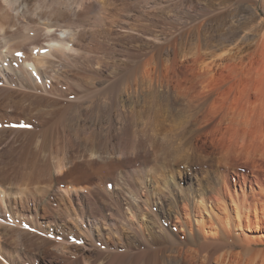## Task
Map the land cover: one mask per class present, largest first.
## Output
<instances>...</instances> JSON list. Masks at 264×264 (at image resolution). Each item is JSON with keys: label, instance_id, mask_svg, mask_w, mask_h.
Returning a JSON list of instances; mask_svg holds the SVG:
<instances>
[{"label": "bare ground", "instance_id": "6f19581e", "mask_svg": "<svg viewBox=\"0 0 264 264\" xmlns=\"http://www.w3.org/2000/svg\"><path fill=\"white\" fill-rule=\"evenodd\" d=\"M205 1L210 14L207 6L184 12L197 0H0V264H46L47 255L49 264H209L230 244L241 258L252 249L254 242L220 230L202 239L187 230L179 239L168 225L179 201L193 207L222 185H172L178 156L167 130L184 109L195 132L199 115L232 91L215 80L244 62L242 41L257 39L259 49L264 37L255 2ZM100 37L139 47L105 60ZM221 49L222 62L207 59ZM182 69L193 77L182 72L186 84L177 82ZM233 92L253 95L234 96L242 109L264 103V84ZM157 99L174 107L159 104L164 110L152 119L145 104ZM186 144L179 155L191 170L195 142ZM183 244L195 245L194 262H183ZM262 253L261 262L235 264H264Z\"/></svg>", "mask_w": 264, "mask_h": 264}, {"label": "rangeland", "instance_id": "374dc122", "mask_svg": "<svg viewBox=\"0 0 264 264\" xmlns=\"http://www.w3.org/2000/svg\"><path fill=\"white\" fill-rule=\"evenodd\" d=\"M248 1L255 2L254 7L257 9L260 17L264 18V0H231L230 3L236 6L241 3L246 4ZM196 3L194 7L186 4L184 6V12L186 10L194 12L197 9L199 11L201 6H207L205 13L210 14L212 9H214L213 3L206 5L207 3L205 0H197ZM115 11L119 12L117 8H115ZM170 15H174V13H170ZM248 25L249 26L243 28L245 32L252 26V23ZM157 28L160 29V27H156V29ZM100 40L103 42V45L100 47L102 49L99 48L101 51L98 49V54H103L102 56H104V59L109 61L115 59V57L116 59L120 58V53L122 52L120 50L125 48L128 49L133 46L139 47L138 42L127 43L124 40L122 41V39H115L116 41L112 39L107 42V39L105 40L100 37ZM238 40L239 38L237 36L231 39L227 48L233 50L235 44L239 42ZM256 40L257 39L243 40L241 46L246 53L244 62L234 63L233 67L230 69V74L228 73L227 75V73H224L226 75L216 78V85L222 86L223 89L230 86L232 91L224 95L222 100L218 102L217 107L214 108L213 113L209 112L206 115H199L195 123V127L198 129L196 128L197 130L195 132L190 131L193 124L192 122H188L190 118L187 112L184 113L185 110L182 109L183 106H178L177 108H181L183 113H180V118H178L179 121L176 123L177 125L172 123L166 132V136L169 137L171 141L169 149L173 148L172 150L170 149L173 151L172 155L178 156L174 164V168L177 172L174 173L173 177H169L172 185H180L181 188L184 190L186 189V191L189 189L186 181L189 180L194 184L197 183L198 179L202 184L207 186L206 183L208 180L210 182H215V180L218 179L217 183L222 185L219 195L212 193L210 190H206L204 199L200 200V198H196L193 207L187 203L186 205L188 206H184V203L179 201L176 214L168 212L169 227L175 231L179 239L186 238L185 234L187 230L196 231L199 234V239L210 237L220 230L226 237H229V239L237 236L242 239V241H252L255 244L242 258L240 257V248L231 246L233 244H230V246L222 250V252L226 253L223 255L224 257H213L209 260V264L261 262L263 259L264 201L261 200H264V106H261L262 108L259 106L264 103L255 102L251 105L246 104L245 108L242 109L240 106L243 97V101L245 99L248 101L249 98L254 100L253 95L250 93L248 96L245 92L242 96H238V92H233L234 90L235 92L239 91V88L250 90L256 85L264 84V37L261 42L262 46H259V49H255ZM190 42L191 41L183 44L184 50L187 51L190 48L192 45ZM103 48L108 49L104 50ZM104 51H106V53ZM221 51L222 49L217 51L214 56H210L207 59H217V63L222 62V60L219 59L221 58L220 55H226L227 52L222 54ZM183 69L180 71L181 76L179 75L180 77H178V79L176 78L178 80L177 82L180 84L188 83V81L186 80V82L184 79L187 78L190 72H184L185 70ZM182 72L188 74L185 75ZM109 75L111 76V74ZM190 76L192 77V75L189 74L188 78H190ZM193 81L191 82L193 83ZM137 83L139 89L141 88L142 91H145L144 87L147 86V83L145 84L142 80H139ZM194 83L198 87L201 85L200 81L198 82L197 79H195ZM225 85L227 86L224 87ZM146 89H148V87ZM148 95L150 97V94ZM234 96L242 98L241 100L239 99L240 101H237L238 99L233 100ZM160 101L161 100H159V104L161 106L165 104L164 109L174 107V104L170 106L171 100H168V102L166 100H163V102ZM231 101L234 102L231 103ZM236 102H238V104H236ZM156 103L158 104V99L152 104L153 107L150 103L145 104L147 105V109L149 107L148 113L150 114L146 115H149L152 119L156 118L157 113L161 111L159 108L164 110L163 107H158L160 105ZM141 107L137 105L135 108L139 111ZM251 107H254V109L258 107L257 111L255 109L256 114L251 113L254 109L249 111V109H252ZM259 108L260 110H258ZM250 114L251 116H249ZM180 120H182V122ZM190 140L195 142V149L193 155L190 157L191 161L188 160L190 161L189 166L191 170L188 169L185 158L179 155L181 153L179 152L181 147L186 146V143ZM134 166H142V162L136 161ZM93 181L99 182L97 178H93ZM152 208L158 213L159 210L156 205H153ZM239 210L241 220L238 218ZM256 212H258V215H256ZM84 244L87 246L86 248H91L87 241ZM181 248L183 262H194L192 254L196 252L195 245L183 244ZM198 255L200 261L204 260V253H198ZM249 255H253L254 258L250 260L252 257ZM50 261V257L47 255L46 258L42 259L40 262L49 264Z\"/></svg>", "mask_w": 264, "mask_h": 264}]
</instances>
